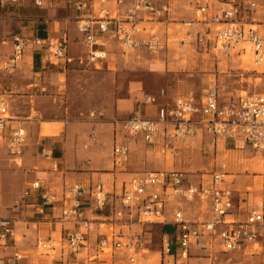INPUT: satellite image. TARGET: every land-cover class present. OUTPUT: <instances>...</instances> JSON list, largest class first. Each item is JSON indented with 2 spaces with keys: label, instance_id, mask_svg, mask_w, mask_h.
I'll return each instance as SVG.
<instances>
[{
  "label": "built area",
  "instance_id": "1",
  "mask_svg": "<svg viewBox=\"0 0 264 264\" xmlns=\"http://www.w3.org/2000/svg\"><path fill=\"white\" fill-rule=\"evenodd\" d=\"M94 1L74 2L79 15L89 11L94 4L100 7L96 17L88 19L79 16L76 19L77 30L84 35V43L88 49L85 58L69 57L66 40L58 37H34L30 42L34 50L45 52L49 61L62 65L77 63L98 69L101 61L107 57V52L101 49L103 43L100 42L99 35L109 34L125 54L141 49L157 53L164 49L165 45L157 33H148L143 40L137 36L144 31L142 22H161L169 17L172 11L171 0ZM190 1L195 6L194 14L201 18L198 22L208 29L205 34L196 33L190 38L195 45L208 48L211 43L223 58H229L237 48H240L241 54L244 53V46L247 45L255 65L262 63L264 22L260 24L262 33L252 28L250 23L238 20L241 8L247 5L249 9H255L257 6L254 2L226 0L223 8L214 14L208 5H201L200 0ZM109 3L112 4L111 7H108ZM212 27L213 34L209 37ZM12 41L11 55L0 60V71L7 76L14 73L28 46V40L20 35H14ZM260 80L263 85L261 92H245L244 95H237L224 103H220L216 85L209 87L199 100L187 94L168 101L164 89H160L155 95L144 94L141 105L156 106L157 113L148 117L137 110L125 119L114 121V166L121 168L128 162L130 143L133 140H142L146 145L154 146L157 138L162 137L165 140L164 147L172 148L167 142L184 141L198 131H202L207 137L210 150L215 149L218 140H223L241 142L251 151L264 156V72L261 73ZM103 117L104 113L99 110L90 111L86 115L79 113V119L89 122L100 121ZM10 120L8 96L0 89V149L3 147L10 161L20 168L27 133L22 127L7 133ZM226 176L224 165L210 175H195L194 178L183 171L159 170L135 174L124 184L117 197L119 205L116 202L112 205L114 220L123 224L134 218L141 226H170V233L161 229L160 248L163 258H171L175 264L185 263L194 250L204 252L209 264H216L218 253H232L245 246L248 251H261L264 254V207L256 205L246 213L239 214L232 189L224 185ZM38 191L41 199V204L37 207L39 214H44L46 210L54 212L60 204L59 222L70 226L64 230L63 238L67 253L77 254L85 247L87 236L91 233L98 237L102 253L112 246H122L121 242L112 243L111 236L100 232L101 227H98L96 220L85 217L80 204V199L88 195L95 212L105 211L108 207L105 184L97 183L89 187L75 184L66 191L62 199H58L42 182L36 181L24 190L22 200ZM189 205H198L200 209V215L192 220L185 211ZM8 240L16 242L14 224L10 219L0 218V246H5ZM143 245L142 238L135 236L125 248L135 252L136 247L143 249ZM37 248L49 251L53 246L49 241L38 239ZM199 255L193 258L201 257ZM11 260L14 264H26L19 251L13 254ZM130 261L134 263L135 259L130 258Z\"/></svg>",
  "mask_w": 264,
  "mask_h": 264
},
{
  "label": "crops",
  "instance_id": "2",
  "mask_svg": "<svg viewBox=\"0 0 264 264\" xmlns=\"http://www.w3.org/2000/svg\"><path fill=\"white\" fill-rule=\"evenodd\" d=\"M75 1L76 0H15L13 2L0 0V60L8 58L12 53V40L14 35H11L10 32V21L18 22V35L28 40V46L31 45L30 42L34 37L49 36L63 38L68 44L69 57L73 59L85 58L88 49L84 43V35L77 30L76 19L79 16L92 19L98 15L100 7L97 4H94L89 11L79 15L74 8ZM89 1L90 3L95 2L94 0ZM171 1L172 11L169 17L161 22H142L141 26L144 28V31L137 36L138 39L143 40L147 38L148 33H150L153 28L152 26L158 24L165 26V32L163 34L165 36L159 35L160 39L162 40L163 37L164 41L168 36V29L166 30V27L168 28L171 24L169 23L171 21L170 16L174 14V11L178 9V7H189L193 13L195 11V6L190 0ZM37 3L40 5H37ZM111 5L112 4L109 3L108 7H111ZM201 5H205V3L201 2ZM222 8L223 6H218L216 8L214 6L211 10L212 13L215 14ZM249 25L251 27L257 26L253 24ZM94 26L96 28V25ZM213 30L214 28L212 27L209 37L213 34ZM205 32H208L206 27L203 31H197L196 33L205 34ZM99 39L101 40L100 42L103 43V48L101 49L107 52V57L106 60L101 61L98 69H104V67H106L108 71H111L112 69L116 71L117 68L112 67L111 63L114 61L113 57L116 56L120 49L119 44L109 34L99 35ZM28 46L26 47L20 62L25 60L30 63L29 65H31L32 68L31 80L20 83V89H24V93L19 96H12V89L15 83H9V85L5 86L9 89L7 93L9 99H13L12 101L14 102L18 100L24 104H30L32 99H36L37 101L40 98L46 97V95L43 96L41 93L49 90L51 92L49 97L59 101L64 98V93L60 90L61 88H65V90L73 89L72 100H70L72 104L78 103L83 98L90 99V103L88 104V108L72 107L70 108L71 112H87L92 109H97L104 113V117L97 122L88 121L77 125H73L70 122L66 123L61 132H58V127L44 125L42 127V132L44 135H47L45 137L41 136L42 133L39 127L36 134L37 139H35V144L26 150L28 145L27 138V144L24 148L23 154V163L20 168L24 166V169L27 170L28 174H23L22 171L19 174L18 180L25 185L23 192L32 183L40 181L43 183L44 187L55 194L58 199H62L66 191L75 184L85 187L97 183L105 184L108 191V207L105 211L95 212L93 210L92 200L88 195H85L80 199V204L86 218L96 220L98 227L106 226V230L103 232L102 229H99L100 232L106 233L108 237L111 236L110 239H112V243H122L120 248L110 246L111 256H115L116 252H119V254L115 256L114 261L112 260L111 264L132 263L130 258H134L136 261V256L143 253L145 250H148L147 245L150 241L146 237L150 234V231L146 230L148 228H144L138 224L134 218L130 222L123 224L122 222L115 221L112 208V205L113 203L115 204V202L117 203V206L119 205L117 197L121 194L124 184L127 183L133 175L153 171V167L150 166V163L146 160L147 154H158L164 157L171 153V155H173L175 154V150H186L191 148L190 146L197 137H200L201 142L204 140V146L209 152L215 151L217 155L219 150L236 152V156H238V153H245L244 155H246V152H253L248 146L243 145L241 142L233 143L232 141L223 140H218L215 149L210 150L207 137L202 131H198L193 137L184 141L175 140L172 143L167 142L169 147L173 146L172 148L164 147L165 140H163L162 137L157 138L154 146H148L142 140H133L130 143L128 162L121 168L115 167L112 156L114 121L128 116L137 110H140L145 116L153 117L157 113V107L142 106L141 98L144 94L136 91L129 92L130 95L125 99H114L113 97L111 99V96H108L102 81L83 82L81 80H75V78L84 77L87 73L93 74V77H99L103 72H100L98 69H95V71L79 69L77 63L62 65L58 62L49 61L45 57V52L39 53L34 50L32 45L31 49H28ZM207 49L215 51L217 57L219 56L223 58L219 52L213 49L211 43ZM19 67L20 63L16 67L14 73L17 72ZM152 71L160 70L159 68H154ZM0 74L5 76L1 71ZM97 86H99V89H96ZM108 100H111L110 109L107 107L109 105ZM10 101L11 100H9V102ZM220 103L224 102L220 101ZM9 117L11 120L9 121L7 133L17 127L24 128L23 125L28 124L27 120L30 118L28 116L14 117L16 119H13L10 115V111ZM38 143L40 147L43 146L41 153L38 152ZM2 149L4 148L1 147L0 150ZM34 153H36L38 157H32V154ZM53 153L57 155L54 156ZM259 155L264 157L261 154ZM10 163L15 167L11 161ZM229 163V169L231 168L230 172L233 173L227 171L224 185L232 189L234 193V202L240 212L239 214H244L249 208L257 205L255 202L251 203L250 199L246 198V192L240 194L236 191L237 189L246 190V183L248 182V180H246V175L234 174L235 171L242 172L246 168V163L238 164V162L233 163L231 161ZM157 166L158 170L155 171H178L165 169L168 168L167 162L165 161L161 164H157ZM0 168L2 167L0 166ZM261 171L262 170L260 169L259 172ZM230 178L234 179L230 180ZM253 178L263 179L264 177L254 176ZM250 181L253 183L254 180ZM38 193L39 191L33 192V194L26 199L29 203L24 202L21 207L23 208L24 206H27L35 208L34 212L31 214L37 215L34 219H31L30 216H28L29 211H19L18 209H14L16 212H13V210L6 211L3 205H0V207L2 206V208H0V218L12 220L16 238V242L8 240L5 246H0L1 264H14L11 258L17 251L23 254L26 264H78L79 262L88 264V262L94 263L98 260L103 253L98 246L99 239L94 233L87 236L85 247L81 248L77 254L67 253L64 249L63 238L65 235L64 230L70 228V226L59 222L61 213L60 204L57 205V209L54 212L46 210L44 214H39L37 207L41 204V199L39 198ZM260 197L264 198V194L260 195ZM1 199L0 195V201ZM185 211L190 220L200 215L198 205H189L185 208ZM125 212L126 210H124V213ZM204 215L205 214H203V216ZM161 227L162 226L159 224H151L149 228L159 229L161 233ZM135 236H140L144 245L143 249L136 247L135 252H133L125 248V245ZM17 238L19 239L17 240ZM38 239L49 241L53 246L49 251L56 253V256L50 257L47 255L39 257L37 253ZM232 253L246 255V246L239 251ZM189 260H191V258ZM192 260L197 262L207 261L206 258L203 259L201 257Z\"/></svg>",
  "mask_w": 264,
  "mask_h": 264
},
{
  "label": "rangeland",
  "instance_id": "3",
  "mask_svg": "<svg viewBox=\"0 0 264 264\" xmlns=\"http://www.w3.org/2000/svg\"><path fill=\"white\" fill-rule=\"evenodd\" d=\"M246 2H254L256 4L255 9H249L247 5L241 8V12L238 15V20L253 25L252 28L259 30L263 33V29L260 26L264 22V0H245ZM208 5L210 10L215 6H223L226 0H200ZM171 23L168 29V36L166 40L162 37V42L165 47L163 50L157 53H150L146 50L129 51L126 54L121 49L117 52L116 56L113 57L114 61L111 63L112 67H116L117 70L108 71L106 67L104 69H98L103 72L98 77H93L91 73H87L84 77L75 78V80L81 81H102L104 88H106L108 96L114 99H125L129 92H139L142 94H157L160 89H164L167 94V100L171 101L173 98L178 96H185L191 94L195 100H199L207 89L213 85H216L220 101L227 102L229 99L237 95H244L245 92H261L263 85L259 77L264 72V63L255 65L252 52L247 49V55L241 54L240 48L235 49L229 58H221L215 55V51L205 49L201 46H196L191 37L195 35L197 31H203L204 26L198 20L197 17L189 7H178L171 16ZM18 20V19H16ZM10 32L11 35H18L19 29H17V21H10ZM1 26V20H0ZM150 33H157L163 35L165 30L164 25L152 26ZM183 40V42H182ZM31 45L28 49H31ZM114 48V47H113ZM115 51V49H114ZM20 67L16 73L7 76L0 74V89L5 91L7 94L9 89L5 86L9 83H15L12 89V96H19L24 93V89H20L21 82L29 81L32 77V68L30 63L23 60L19 62ZM28 63V64H27ZM73 64V63H72ZM79 69H86L95 71L91 66L78 65ZM154 68H159L160 71H152ZM96 70V71H98ZM74 81V78H73ZM99 89V86L96 87ZM61 92L64 93L63 99L57 101L51 99L49 96L51 92L46 90L41 94L46 97L32 99L30 104L22 103L18 100L15 102L13 99H9V111L13 119L14 117H30L27 120L28 124L23 125L26 129L28 145L27 149L35 144L37 131L40 127L41 136L45 137L42 132L44 125H50L58 127L61 132L66 123H72L73 125L82 124L88 122L87 120L79 119V113L88 114L90 111H74L71 112L70 108L74 107H85L88 108L90 99H82L78 103L72 104L73 89L61 88ZM39 95V94H38ZM8 96V95H7ZM69 96V97H68ZM48 97V98H47ZM69 99H68V98ZM111 100H108V108L110 109ZM112 107V106H111ZM97 110V109H96ZM128 115V114H127ZM129 116V115H128ZM119 118L122 120L127 118ZM26 122V121H24ZM45 145V144H44ZM204 140L201 142L200 137H197L191 148L175 150V154H168L165 157L158 154H147L146 160L152 166V170H158L157 164L167 162L169 170H178L188 173L191 178L195 175H210L214 171L218 170L221 165L226 167V172H230L229 162L233 163H246V168L242 171H235V175H246V190L237 189L236 191L240 194L246 192V198L250 199L251 203L255 202L257 205L264 206V198L260 195L264 194V178H253L254 176L264 177V157L254 152L238 153L226 152L219 150L218 155L215 151L209 152L204 146ZM39 151L41 149L38 143ZM54 154V153H53ZM52 154V155H53ZM241 154V155H240ZM57 154H54L56 156ZM32 157H38L36 153L32 154ZM46 157V156H43ZM5 149L0 150V195L2 204L6 211L10 210L13 212L14 209L29 211L28 216L31 219L36 218V214L31 215L35 208L24 206L22 200L23 196V185L18 180L19 174L23 171V174H28L27 170L22 168L14 167L10 161ZM260 169L262 170L261 172ZM233 171V170H232ZM234 178H230L232 180ZM27 180V179H26ZM250 180H254L253 183ZM257 180V181H256ZM263 180V181H262ZM263 182V183H261ZM2 208V206L0 207ZM33 217V218H32ZM151 224L144 225L147 231H150L146 237L150 240L147 245V249L143 253L136 256L135 263L127 264H175L171 258H163L160 248V231L159 229H150ZM102 231L106 230V226H101ZM19 238H17L18 240ZM259 250V249H258ZM37 253L40 256L55 257L56 253L51 251L47 252L42 249H38ZM119 252H116L117 256ZM200 254L205 259L204 252L192 251L191 260H187L185 263L178 262V264H209V261L197 262L193 257ZM115 256H111L110 249L104 251L100 255L99 259L94 263L88 262V264H111L114 261ZM216 264H264V254L261 251L251 252L246 250V255L229 253V254H218L216 255ZM231 259V260H229ZM78 264H83L79 262Z\"/></svg>",
  "mask_w": 264,
  "mask_h": 264
},
{
  "label": "trees",
  "instance_id": "4",
  "mask_svg": "<svg viewBox=\"0 0 264 264\" xmlns=\"http://www.w3.org/2000/svg\"><path fill=\"white\" fill-rule=\"evenodd\" d=\"M39 38L45 39L46 36L45 37L42 36V37H39ZM161 229H162L163 232H166V233H170L172 231V228L170 226H163V227H161Z\"/></svg>",
  "mask_w": 264,
  "mask_h": 264
},
{
  "label": "bare ground",
  "instance_id": "5",
  "mask_svg": "<svg viewBox=\"0 0 264 264\" xmlns=\"http://www.w3.org/2000/svg\"><path fill=\"white\" fill-rule=\"evenodd\" d=\"M244 48H245V52L243 53L242 57H243V56H246V55H247V49H250L247 45L244 46ZM262 62L264 63V58H263ZM263 63H262V64H263ZM256 181H257V180H256Z\"/></svg>",
  "mask_w": 264,
  "mask_h": 264
}]
</instances>
